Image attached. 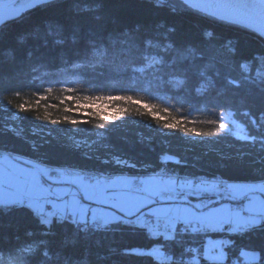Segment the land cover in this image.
Masks as SVG:
<instances>
[{"label": "trees", "instance_id": "obj_1", "mask_svg": "<svg viewBox=\"0 0 264 264\" xmlns=\"http://www.w3.org/2000/svg\"><path fill=\"white\" fill-rule=\"evenodd\" d=\"M133 37L138 41L151 37L154 44L171 43L175 48L190 49L187 64L174 68L169 60L162 71L182 72L186 68L191 82L179 95L173 91L151 98L139 90L131 94L143 96L145 100L168 107L173 115L195 122L189 126L210 130L213 126L207 121L218 119V110L213 113L211 105L205 107L203 101L192 99L190 91L198 86L201 56L214 57L220 69L217 87L236 105L225 111L237 113L233 119L246 128L250 139L242 141L222 132L213 137L201 136L202 144L194 145L185 142L177 132L156 136L138 124L126 122L109 127L105 122L108 132L98 143L107 153L98 147V151L87 152L53 137L33 140V144L5 129L0 121V148L14 155L37 158L53 167L76 166L110 174L149 173L161 166L162 155L170 154L180 163H169L168 170L219 175L230 181L264 180V122L259 120L264 110V86L261 85L264 63L260 60L264 55V39L245 27L190 9L178 0H169L163 7H157L156 0H54L34 7L0 25V87H23L15 89L22 94V99L16 98L17 102L34 101L36 97L32 93L39 90L41 95L47 96L41 103L47 104L60 103L56 97L61 95V87H71L77 95L117 94L112 88L97 85L104 79L102 72L129 59V39ZM59 40L63 43H58ZM163 45L144 55H155L157 51L163 55ZM229 48L234 52H229ZM88 50L98 59H104L103 65H97L95 70L82 68L85 75L73 74V63L85 64L83 59H78V54ZM254 59L256 63L252 64ZM89 60L96 62L91 56ZM244 60L249 61L250 67L241 69L237 65ZM231 78L237 79L239 89L225 87L226 79ZM52 79L66 83L45 82ZM48 87L54 89L50 95L44 92ZM174 95L176 98L172 99ZM219 98L223 102L224 97ZM34 113L20 112L19 116L28 119L35 116ZM253 119L258 123L253 124ZM27 123L24 128L28 130ZM77 129L95 130L87 124L77 125ZM52 130L56 132L55 128ZM207 143L211 149H206ZM114 155L137 167L134 170L113 164L109 156ZM105 160L109 163H104ZM202 195L213 196L214 193L202 192ZM70 216L65 215L62 220L52 217L50 224H44L25 204L0 205V258L9 264H160L140 254L158 244L171 257L170 264H191L192 248L200 249L201 264H209L203 259L202 245L206 236H224L234 242L226 248L227 264H245L241 250L258 255L259 259L252 264H264V223L238 235H229L227 230L193 234L188 225L178 223L169 237L162 234L151 240L144 230L132 223L117 222L98 229Z\"/></svg>", "mask_w": 264, "mask_h": 264}, {"label": "snow or ice", "instance_id": "obj_2", "mask_svg": "<svg viewBox=\"0 0 264 264\" xmlns=\"http://www.w3.org/2000/svg\"><path fill=\"white\" fill-rule=\"evenodd\" d=\"M47 2L48 0H21L17 6L16 0H0V25L11 19H17L26 11L45 5ZM168 3L169 0H156L157 7H163ZM182 3L195 11L213 15L215 13L210 11L213 8L231 7L228 4L213 5L207 0H200V2L182 0ZM260 6L264 7V0H260ZM5 7L8 9L7 17L3 15ZM217 18L245 24L264 38V21L250 22L234 16ZM153 41L151 37H145L141 41L135 37L129 39V59L101 73L104 79L97 87L112 88L117 94L77 95L74 94L75 89L61 87L59 90L61 95L56 97L60 103L47 104L41 103L47 99V96L41 95L39 90L32 93V96L36 97L34 101L17 102L16 98L22 99V94L20 90L15 89L23 87H0V94H3L0 95V106L5 111L15 110L14 119L19 118L20 112L34 111L36 120L45 121L51 125H92L93 128L101 130L94 133L101 139L106 138L105 134L108 132L105 122L111 127L115 122H124L131 117H149L156 126L171 132L182 133L190 138L213 137L230 131L232 125L226 122V117L231 120L237 113L233 111L226 113L225 110L235 108L236 105L231 98H228L226 92H221L217 87L220 69L216 67L217 61L214 57L201 56V66L197 70L198 86L190 91L192 99L197 102L203 101L205 107L211 105L213 113L218 110V119L207 121L208 125L213 126L210 130L189 126L195 122L189 121L187 117H177L168 107H161L159 104L152 103L151 100H145L143 96L131 94L139 90L146 93L148 97L157 98L173 91L179 95L180 92L189 88L191 80L186 68L182 72H163L162 70L169 60L174 68L177 65L183 67L188 62V54L191 50L175 48L171 43L154 44ZM58 43H63V40H59ZM160 45L164 47L163 55L159 51L155 55H144L145 52L150 53L154 47L158 48ZM229 52H234V49L229 48ZM169 54L170 58H167ZM137 55L141 58L137 59ZM90 56L96 61L95 63L89 60ZM78 57L83 59L85 64L73 63L75 69L73 74L85 75L81 72L82 68L91 67L95 70L97 65L104 63V59H98L90 50L78 54ZM260 60L264 63V55H261ZM251 63L255 64L256 60H252ZM237 66L243 69L249 68L250 64L248 60H244ZM52 75L54 77L55 74ZM248 75L251 77L250 71ZM179 76L184 78L178 79ZM45 82L61 85L66 83L56 79ZM261 85L264 86V78H261ZM232 86L239 89L240 84L237 79H226L225 87ZM53 91L52 87L44 89V92L49 95ZM221 96L224 97L223 102L219 98ZM171 98L176 97L174 95ZM176 112H180V109H176ZM259 120L264 122V110H261ZM252 123L257 124V119H253ZM72 131L75 132L78 129L73 127ZM238 139L248 141L250 137L244 135ZM252 139L254 141V137ZM73 142L76 145L81 143ZM113 160L117 165L123 164L133 169L137 167L135 163H129L119 156H114ZM103 162L109 163L108 160ZM169 163L179 164L180 160L170 154L162 155L161 166L158 169H152L151 174L132 176L121 173L113 176L104 174L102 171L77 170L76 166L53 168L46 166L42 161L21 159L10 155L9 152H0V205L26 204L44 224H50L52 217H59L62 220L68 213L73 218L78 217L80 222L91 223L98 229H106L117 222L132 223L135 227L144 230L151 240L158 239L162 234L167 236L162 229L174 230L178 223L191 226L193 234L205 235L209 232L224 233L225 230L229 235H238L264 223V180L258 184H248L229 183L218 177L181 178L170 173L167 168ZM222 191L228 194L226 198L241 201L242 206H226L220 204L218 200L214 202L215 206L207 201L198 202L195 206L187 203L189 197L194 194ZM177 199L185 203H161L153 207L157 200L176 201ZM244 200H247V203H243ZM48 206L51 210H48ZM232 244L234 242L226 238L208 237L203 246V259L209 261V264H227L226 248ZM135 251L133 250V253ZM190 251L194 253L191 264H201L200 249L192 248ZM140 254L150 259L154 258L160 264H170L171 261V257L158 244ZM240 256L246 258L245 264H252L259 259L257 254H249L244 250L240 251Z\"/></svg>", "mask_w": 264, "mask_h": 264}, {"label": "rangeland", "instance_id": "obj_3", "mask_svg": "<svg viewBox=\"0 0 264 264\" xmlns=\"http://www.w3.org/2000/svg\"><path fill=\"white\" fill-rule=\"evenodd\" d=\"M178 1L182 2V0H178ZM197 2H200V0ZM64 95H68V94H64ZM14 111L15 110L5 111V110H3V107L0 106V121H1L2 126H4V128L7 130H10L14 133L21 135L22 137H24V139L31 140L32 143H33V140L35 142H37L40 139L53 137V138H56L58 140V142H60V143L68 144L70 146L79 148L83 151H87V152L98 151L97 150V147H98V148H100L101 151L107 153L106 151H104V149L98 143L100 140V137L94 134V133L101 131V130H98V129H95L94 131L78 130V131L73 132L72 131L73 127L77 128V126L64 124L63 127H60V125L57 127V125H51L48 122L36 120L35 116H32L28 119H23L19 116V113H18L19 118L14 119L13 118ZM126 122H128L129 124L141 125L142 127H144L149 132L150 135L158 136V135H167V134L174 133V132H171L169 130L162 129L159 126H156L154 121H152L149 117H131L124 122L117 121L114 124L115 125H122ZM226 122L231 123L232 126H231L230 131H226L224 133L231 134V135L236 136V137L247 135L245 132L244 126L242 124L238 123L237 121H235L234 119L231 118V120H228V118L226 117ZM26 123L30 126V128H28V130L24 128ZM53 128L56 129V132H54L52 130ZM177 133L180 135V137L185 142L188 141L189 143H193L194 145L195 144L197 145L200 142L202 144V142H203L202 140H204V139H202L203 137H191L190 138V137H185L182 133H179V132H177ZM73 141H80L81 143L79 145H76V144H74ZM207 144H206L207 145L206 149H211L210 144L209 143H207ZM13 156L19 157L18 155H13ZM114 156H109V157H110V160L113 162V164H116L113 160ZM46 166H49V165H46ZM119 166L123 167V166H127V165L122 164ZM49 167H53V166H49ZM53 168H55V167H53ZM109 175L114 176V174H109ZM115 175H118V174H115ZM193 176H195L194 178L199 177L198 173L194 174ZM260 182H261V180H260ZM231 183H234V182H231ZM248 184H258V183L251 182ZM226 197H223L222 199H215L214 201L210 202L209 204L212 206H215L214 202L218 200L220 204H224L226 206L227 205H231L233 207L237 206L236 202H233V200H231L230 198H226ZM196 198L201 199V198H205V197L202 195V192L197 193V194L190 196L187 203L191 206V204H190L191 201H194ZM177 200L176 201H170V202L175 204L177 202ZM210 200H212V199H210ZM203 201H205V200H203ZM206 201H207V199H206ZM157 202H158V200H157ZM180 203H185V201L180 200ZM3 205H8V204H3ZM237 207H239V206H237ZM128 219H130V218H128ZM149 219H152V217H149ZM178 225L179 224H177V228H178ZM174 230L173 229H162V232L166 233L167 237H169ZM207 238H208V236H206L204 244H205ZM209 238H212V237H209ZM221 238H225V237L224 236H217V237H213L212 239H221ZM246 252H248L249 254L254 253L251 251H246Z\"/></svg>", "mask_w": 264, "mask_h": 264}, {"label": "bare ground", "instance_id": "obj_4", "mask_svg": "<svg viewBox=\"0 0 264 264\" xmlns=\"http://www.w3.org/2000/svg\"><path fill=\"white\" fill-rule=\"evenodd\" d=\"M51 1H54V0H51ZM51 1H49V2H51ZM237 2H239L242 6L244 5L245 6V8H247V10L250 12V13H252V14H254V16H257L260 20H262V21H264V17L262 16V13H260V9H259V4H258V2L256 1V0H236ZM207 2L208 3H211L209 0H207ZM203 13V12H202ZM243 27V26H242ZM232 119H233V117H232ZM236 121V120H235ZM238 122V121H237ZM239 123V122H238ZM241 124V123H240ZM245 128V127H244ZM245 132H246V134L247 135H249L248 133H247V130H246V128H245ZM231 135V134H230ZM233 136V135H232ZM234 137H236V136H234ZM250 137V136H249ZM236 138H238V137H236ZM0 152H9L10 153V155H14V153H12V152H10V151H8L7 149H5V148H0ZM12 155V156H13ZM21 159H27L28 157L27 156H23V155H18ZM29 159V158H28ZM30 159H32V160H38V161H40L39 159H37V158H30ZM119 166V165H118ZM60 167V166H59ZM63 167H67V166H63ZM120 167V166H119ZM80 169H82V168H79V167H77V170H80ZM84 170V169H83ZM135 170V169H134ZM86 171H89V172H100V171H98V170H86ZM170 171V173H172V174H174V175H176V176H179V177H181V178H183V177H189V178H194L195 176H193L194 174H190V173H188V172H178V171H176V170H169ZM103 172V171H102ZM104 174H110V173H107V172H103ZM121 173H123L124 175H132V176H136V175H145V174H151V172H149V173H144V174H142V173H139V172H137V171H134V172H132V173H126V172H119V173H116V174H118V175H120ZM115 175V174H114ZM197 176V175H196ZM198 176L199 177H203V178H205V179H213V178H216V177H218V178H220V179H222V180H225V181H227V182H229V183H231V182H234V183H251V182H256V183H259L260 181H248V180H243V181H238V180H235V181H230L229 179H227V178H224V177H221V176H219V175H215V176H208V175H204V174H199L198 173ZM214 193V195L213 196H204L206 199H207V202L208 203H210V202H212V201H214L215 199H222L223 197H226L228 194L226 193V192H213ZM169 195H171V194H169ZM205 198H196L194 201H191V206H195V204L196 203H198V202H201V201H203V200H205L206 201V199ZM210 199H212V200H210ZM232 200V199H231ZM167 202H170V201H160V200H158V202L157 203H167ZM233 202H236V205L237 206H239L240 207V202L241 201H234L233 200ZM173 204V203H172ZM175 204H180V200L178 199L177 200V202L175 203ZM26 205V204H25ZM237 206H235V207H237ZM49 210H51V207L49 206ZM67 215H69V214H66V216ZM71 217V216H70ZM72 218V217H71ZM73 219V218H72ZM130 219H134V218H130ZM88 224H90V225H92L91 223H88ZM93 226V225H92ZM93 227H95V226H93ZM189 228H190V230H191V226H188ZM202 246H204V242H203V245Z\"/></svg>", "mask_w": 264, "mask_h": 264}, {"label": "water", "instance_id": "obj_5", "mask_svg": "<svg viewBox=\"0 0 264 264\" xmlns=\"http://www.w3.org/2000/svg\"><path fill=\"white\" fill-rule=\"evenodd\" d=\"M51 0H48V2ZM199 1V0H197ZM211 2V4L216 5V4H228L231 7L229 8H213L210 11L214 12L215 15L213 14H208L211 15L215 18L219 17V16H234V17H240L246 21H250V22H260L262 20H260L257 16H254V14L250 13L247 8H245V6L241 5L239 2H237L236 0H209ZM259 4V9H260V13H262V16L264 17V7L260 6V0H256ZM21 3V0H16V4L17 6ZM3 15L5 17L8 16V9L7 7H5V9L3 10ZM219 19V18H217ZM12 20V19H11ZM219 20H223V19H219ZM229 23H233L239 26H243L251 31H253L250 27L246 26L245 24H239V23H234V22H230L227 20H223ZM255 32V31H253ZM256 33V32H255ZM264 39V38H263Z\"/></svg>", "mask_w": 264, "mask_h": 264}, {"label": "crops", "instance_id": "obj_6", "mask_svg": "<svg viewBox=\"0 0 264 264\" xmlns=\"http://www.w3.org/2000/svg\"><path fill=\"white\" fill-rule=\"evenodd\" d=\"M167 203H171V202H167ZM243 203H247V200H244ZM159 204H161V203H157V202H156V204L153 205V207H156V206L159 205ZM180 204H181V203H180ZM239 204H240V207H241V206H242L241 202H240ZM48 210H49V206H48ZM68 214L71 215L70 213H68ZM245 215H250V214L245 213ZM71 216H72V215H71ZM72 217H73V216H72ZM75 219L79 220L78 217L75 218ZM257 219H259V217H257Z\"/></svg>", "mask_w": 264, "mask_h": 264}, {"label": "clouds", "instance_id": "obj_7", "mask_svg": "<svg viewBox=\"0 0 264 264\" xmlns=\"http://www.w3.org/2000/svg\"><path fill=\"white\" fill-rule=\"evenodd\" d=\"M0 264H9V262L4 260L3 258H0Z\"/></svg>", "mask_w": 264, "mask_h": 264}]
</instances>
